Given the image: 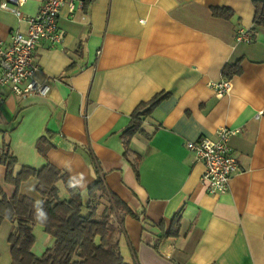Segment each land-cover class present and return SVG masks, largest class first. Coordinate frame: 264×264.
Returning a JSON list of instances; mask_svg holds the SVG:
<instances>
[{"label": "crops", "instance_id": "0c3cea01", "mask_svg": "<svg viewBox=\"0 0 264 264\" xmlns=\"http://www.w3.org/2000/svg\"><path fill=\"white\" fill-rule=\"evenodd\" d=\"M44 1L16 7L34 15ZM254 13V0H93L73 16L63 8L62 41H40L34 52L35 77L49 92L0 90L1 191L41 200L35 177L17 189L6 181V146L14 173L49 163L83 199L101 175L136 215L124 216L118 236L127 263L264 264V26H254ZM26 26L0 7L2 41ZM239 29L249 31V41H236ZM227 65L237 73L224 77ZM224 79L231 90L217 95L212 84ZM157 94L165 96L126 150L121 133L135 106ZM220 127L238 130L229 143L240 170L214 196L201 180L203 163L185 143L213 140ZM57 187L69 197L62 181ZM12 226L0 224V264L12 262ZM43 229L31 226L36 256L54 243Z\"/></svg>", "mask_w": 264, "mask_h": 264}, {"label": "trees", "instance_id": "16d2710c", "mask_svg": "<svg viewBox=\"0 0 264 264\" xmlns=\"http://www.w3.org/2000/svg\"><path fill=\"white\" fill-rule=\"evenodd\" d=\"M92 1L85 0L84 7ZM254 7V26H264V0H254ZM213 13L221 17L231 14L228 9H214ZM235 72V65H227L223 75L229 77ZM164 96L157 94L135 106L129 125L121 133L126 150L130 138L142 131L143 117L150 115ZM1 152V162L6 166V181L17 189L28 177H35L36 191L41 196V200L36 202L16 190L8 198L0 189V224L6 219L13 225L8 236L11 264H130L120 253L118 236L123 232L124 216L136 215L107 189L101 175L97 173L95 181L86 190L87 199H83L66 172L47 163L39 169L23 166L14 173L15 157L6 146ZM59 181L63 182L69 195L66 199L59 195ZM103 198L107 207L99 214L97 205ZM34 224L42 225L43 230L54 238L53 245L41 256H36L31 250L35 240L31 231Z\"/></svg>", "mask_w": 264, "mask_h": 264}, {"label": "built area", "instance_id": "2783aa9c", "mask_svg": "<svg viewBox=\"0 0 264 264\" xmlns=\"http://www.w3.org/2000/svg\"><path fill=\"white\" fill-rule=\"evenodd\" d=\"M24 0H9L2 2L0 7L12 11L18 19L26 23V31H14L9 41L0 39V90L8 87L16 95L34 93L46 95L49 83L39 81L35 75L39 70L34 52L40 41H47L54 47L62 41V33L58 25L60 11L66 8L73 16L84 6L85 0H45L39 11L34 15H24L16 6ZM13 5V6H12ZM250 33L239 29L236 41H249ZM217 95L227 94L231 90L230 80L224 79L213 83ZM1 98V95H0ZM1 100V99H0ZM238 132L236 129L220 127L215 132V138L202 137L197 141L186 142L196 161L204 165L201 176L206 191L212 195L223 194L228 190L232 176L240 170L237 156L231 146L230 138Z\"/></svg>", "mask_w": 264, "mask_h": 264}, {"label": "rangeland", "instance_id": "374dc122", "mask_svg": "<svg viewBox=\"0 0 264 264\" xmlns=\"http://www.w3.org/2000/svg\"><path fill=\"white\" fill-rule=\"evenodd\" d=\"M107 207V202L106 200L103 198L99 201V204L97 205V212L99 214H101L102 212H104L106 210Z\"/></svg>", "mask_w": 264, "mask_h": 264}]
</instances>
